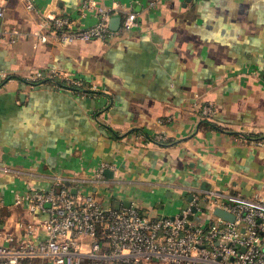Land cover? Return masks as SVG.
<instances>
[{"label":"crops","instance_id":"0c3cea01","mask_svg":"<svg viewBox=\"0 0 264 264\" xmlns=\"http://www.w3.org/2000/svg\"><path fill=\"white\" fill-rule=\"evenodd\" d=\"M33 1L35 11L4 0L0 19V224L14 238L5 245L44 238L24 226L47 214L15 195L60 184L154 218L181 214L194 193L228 204L264 197V0H96L120 27L129 11L139 25L72 44L38 39L45 16L85 28L98 14L84 0ZM52 68L83 85L38 77ZM216 208L206 199L195 220Z\"/></svg>","mask_w":264,"mask_h":264},{"label":"built area","instance_id":"2783aa9c","mask_svg":"<svg viewBox=\"0 0 264 264\" xmlns=\"http://www.w3.org/2000/svg\"><path fill=\"white\" fill-rule=\"evenodd\" d=\"M82 6L84 11L98 14L95 24L81 28L68 16L48 14L41 24L46 32H38V39L61 44L106 40L139 25V14L129 11L120 30H113L112 8L101 6L96 0H84ZM26 7L29 11L36 9L33 0H26ZM4 16V0H0V19ZM7 77L5 71H0V80ZM38 77L67 81L75 87L83 85L80 79L68 78L55 68L39 72ZM214 114L212 104L202 105V117L209 119ZM154 139L165 141L167 137L158 134ZM257 144L262 146L264 141L258 140ZM104 169L102 165L95 172L97 181L104 180ZM206 199L213 208L233 214L235 220L215 215L206 222L195 220ZM15 203H28L31 211L47 214L24 226L25 236L42 230L44 238L38 242L24 238L12 246L5 245L0 224V264H264V197L228 204L194 193L181 214L156 218L135 206L107 209L96 193H74L64 184L48 191L17 193ZM5 240L13 242L14 238L8 236Z\"/></svg>","mask_w":264,"mask_h":264},{"label":"water","instance_id":"95a60500","mask_svg":"<svg viewBox=\"0 0 264 264\" xmlns=\"http://www.w3.org/2000/svg\"><path fill=\"white\" fill-rule=\"evenodd\" d=\"M120 22H121V16L119 15L118 17H115L113 18L111 21H110V27L113 29V30H117L119 27H120ZM109 172V170H105V173L107 174ZM112 177V176H110ZM194 213L197 212V209H194L193 210ZM214 213L216 216L218 217H221L223 219H226V220H229V221H234L235 220V216L225 210H223L222 208L220 207H217L215 210H214ZM190 219H193V216L190 217ZM233 259V258H232Z\"/></svg>","mask_w":264,"mask_h":264},{"label":"trees","instance_id":"16d2710c","mask_svg":"<svg viewBox=\"0 0 264 264\" xmlns=\"http://www.w3.org/2000/svg\"><path fill=\"white\" fill-rule=\"evenodd\" d=\"M44 81L45 82H53V83H55V84H57L58 83V81L57 80H55V79H53V80H50V79H44ZM57 82V83H56ZM58 85L59 86H63V87H67L68 86V83L66 82V81H64V82H60V83H58ZM71 86V85H70ZM71 87H75V86H71ZM77 90H80L79 88H77ZM81 91V90H80ZM205 121H204V123L206 124V127H208V128H213V127H216V125L213 123V122H211L212 121V118H209V119H207V118H203ZM154 139V138H153Z\"/></svg>","mask_w":264,"mask_h":264},{"label":"rangeland","instance_id":"374dc122","mask_svg":"<svg viewBox=\"0 0 264 264\" xmlns=\"http://www.w3.org/2000/svg\"><path fill=\"white\" fill-rule=\"evenodd\" d=\"M199 214H200V213H196V215H195V216L197 217V216H199Z\"/></svg>","mask_w":264,"mask_h":264}]
</instances>
